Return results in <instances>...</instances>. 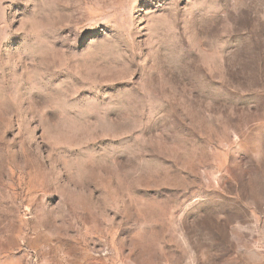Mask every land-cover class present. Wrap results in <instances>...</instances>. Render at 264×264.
Segmentation results:
<instances>
[{
	"label": "rangeland",
	"instance_id": "obj_1",
	"mask_svg": "<svg viewBox=\"0 0 264 264\" xmlns=\"http://www.w3.org/2000/svg\"><path fill=\"white\" fill-rule=\"evenodd\" d=\"M0 264H264V0H0Z\"/></svg>",
	"mask_w": 264,
	"mask_h": 264
}]
</instances>
